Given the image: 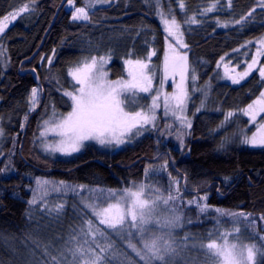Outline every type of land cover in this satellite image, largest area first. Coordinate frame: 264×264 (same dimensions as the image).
<instances>
[{
    "label": "trees",
    "instance_id": "trees-1",
    "mask_svg": "<svg viewBox=\"0 0 264 264\" xmlns=\"http://www.w3.org/2000/svg\"><path fill=\"white\" fill-rule=\"evenodd\" d=\"M62 1L0 0V19L19 13L2 33L6 53L0 52V264H67L53 257L55 247L61 246L60 231L32 204L33 179L123 189L144 181L148 173L152 183L164 184L168 192L171 181L177 182L183 200L174 204L190 219L181 234L204 237L211 226L214 230L221 224H239L240 240L253 242L259 252L256 264H264V147L242 144L243 134L248 136L254 127L241 115L261 94L264 82L257 72L236 85L217 75L223 59L242 68L260 51L254 44L264 36L260 0H183V8L180 0H161L159 7L154 0H109L89 9L88 21H73L66 1L54 20ZM87 3L75 0L76 7ZM211 4L214 10L206 11ZM25 5L28 11H20ZM159 11L171 12L181 25L188 47L176 40L174 46L188 53L196 79L187 109L192 125L188 132L180 128L184 140L176 139L170 123L159 119L140 139L119 150L89 143L71 157L42 153L40 122L51 111L59 117L72 109L64 91L76 89L69 71L80 61L107 56L110 76L120 79L126 75V60H148L154 50L152 66L161 67L168 41L175 37L165 30ZM192 17L198 23L190 22ZM39 48L35 58L21 65ZM35 86L41 96L31 110L28 98ZM198 196H206L203 207L200 198L194 203ZM65 216L67 225L68 213ZM122 252L125 264H146L129 250ZM179 253L155 264L208 262L193 249ZM107 259V264H124Z\"/></svg>",
    "mask_w": 264,
    "mask_h": 264
},
{
    "label": "rangeland",
    "instance_id": "rangeland-1",
    "mask_svg": "<svg viewBox=\"0 0 264 264\" xmlns=\"http://www.w3.org/2000/svg\"><path fill=\"white\" fill-rule=\"evenodd\" d=\"M99 4H102L100 0H88V3L86 5V10L89 12V9L93 8L94 6H97ZM69 9H71L72 13L74 11L73 6L69 5L67 6ZM19 14V13H18ZM17 14V15H18ZM16 15V16H17ZM4 18V17H3ZM3 18L0 19V21H3ZM12 21L10 15L9 19L7 21H4L6 25L10 24ZM164 25V23H163ZM165 26V25H164ZM175 38H172L170 41H168L167 44V52L165 55L171 56V51L169 49V44L175 45ZM256 45L255 50H260L259 52H256V55L253 59L256 60V63L253 65V68L251 71L248 72V75L244 76L243 78H240V74L244 73L245 71H248V64H251L253 59L246 62L245 66L240 68L239 65L232 63L233 61L228 59H223L219 63V69H218V78L221 81H226L228 83H231L233 85L239 84L242 81H244L247 77H249L252 73L257 72L260 75L259 69L264 67V63L261 62V59L264 56V36H262L260 39L256 40L254 42ZM246 49V48H245ZM181 53H186L188 58V53L184 50H179ZM0 52L2 55L6 53L4 41L2 39V33H0ZM259 53V55H258ZM106 58V63L104 64V71L107 73L106 79L108 81H130L131 77L128 74L129 65L125 61V68H126V75L125 77H122L120 79H113L110 76L108 64H109V58L107 56H103ZM165 57V56H164ZM97 61L99 62L100 57H96ZM91 58L84 59L80 61L78 64H76L74 67L81 65L82 62L86 60H90ZM132 60V59H131ZM146 63H148V69L147 74L151 76L152 84H151V90L149 92H141L138 89H132L124 91L121 95V99L124 101V108L125 111H148L149 106L152 104V98L153 96L159 92L160 93V100L157 101L159 104V107L155 109V121L154 125L157 123L159 119H164L166 122H169L171 127H173V133L174 137L178 139L177 137L180 136L183 140L185 138L184 130L188 132L190 128H187L186 126L181 124V121L177 119L176 116H173L171 111H169L168 115H165V109L163 105L164 96L166 94L170 95L177 91V84L180 83L181 77L179 73H176L175 76H173L171 73H165L164 71V58L161 64V67L157 70L152 66V63L150 60H144ZM188 72L186 73V78L184 81V87L187 89L188 92V99L186 102V110L184 112V116L187 117L188 120L191 121L192 125V118L188 115L187 109L189 100L191 97V83H195L196 79H192L193 76H191L190 73V66H189V58H188ZM73 67V68H74ZM72 69V68H71ZM70 69V70H71ZM70 72V71H69ZM71 79L75 82L73 77L69 74ZM261 76V75H260ZM262 80L264 82V77H262ZM234 80H238V83H234ZM77 84V83H76ZM80 85L77 84V88H79ZM35 88L38 89V103L35 107H33L30 104L31 110H34L38 107L40 96H41V90L39 86H35ZM75 90H65V92H74ZM261 93H264V88ZM31 94V92H30ZM67 96V95H65ZM71 102L73 107V101L71 97L67 96ZM143 97V100L140 101V99ZM261 98V94L254 99L250 105H253V110L256 114L255 121L252 120L251 115L245 114V111L242 112L241 115L247 118L248 124L250 126L254 127V130L247 136L252 137L254 134H256L258 137L262 134H264V130L260 128L262 124H264V111H260V105L256 104L255 102ZM249 106V105H248ZM248 106L244 109L246 110ZM72 109L68 112L70 113ZM60 115L59 117L54 116V112L51 111L48 118L40 122V131L38 133V147L40 151L46 155L53 156V157H71L83 150L85 145L89 143L96 144L101 147L108 148L110 150H119L123 148L125 145L135 142L136 140L140 139L143 134H145L146 130L150 127H153V124H147L143 126V131L140 134H136V129H133L131 132L125 134V143L120 145H101L96 140H85L82 142V146L80 147V150L77 152H72L71 154H64L61 152H55L50 149H46L45 145H52L55 146L60 143L62 137L59 134V129L56 128V124L59 123V121L66 117L67 114ZM230 120V119H229ZM48 122L47 124L45 122ZM183 128V129H180ZM246 131V130H245ZM244 131V132H245ZM245 134H243V140L245 138ZM24 138V135H23ZM178 139V140H182ZM242 144L248 147L252 148H263L264 146H251L248 144L243 143ZM23 143V142H22ZM21 143V146H22ZM168 176V175H167ZM170 176V174H169ZM168 176V177H169ZM171 177V176H170ZM33 187L31 188L32 191V201L35 200L34 207L36 208V211L39 215H42L46 222H50L51 224H54L57 229L60 231V241L61 246L55 247L56 252L53 255L54 258H56L57 261H65L67 264H73L72 256L69 252V249H73L77 244L83 245L86 256L85 259L91 258V253H87V249L89 247L93 248L95 250L96 254L102 255L105 257L104 264L108 263L107 256L114 260H117L119 262H123L124 253L123 250H129L131 254L138 257L139 260L145 262L146 264H155L157 262L163 261L158 260L154 256L151 255V253H148L143 245L146 242H150L152 238L155 236H161L164 238L165 241H168L172 244V247L174 251L167 253L164 255L165 258H169L172 254H180L179 252L185 251L188 249H193L197 251L202 257V262L208 261L206 264L213 263L217 261L216 264H223L220 257L215 256L214 254L210 253L209 250L206 248V245L211 242L215 241L217 245L222 244L223 237L225 233H230V235L227 237L229 244L235 243L239 248H242L246 245H254L253 242H248L245 240H240L239 235H241V232L243 231V228L239 224H221L218 227H216L213 230V226H211L210 230L207 231L208 234L204 237L202 236H194L191 235L189 232L180 233L184 227L189 225L190 219H186L184 214L179 211V209L175 206V204L182 202L183 198L181 195V191L179 189V186L177 182L171 181L172 185H170L169 188L170 191L168 192V189H165L162 186H158L151 182V173H148L147 178L142 182L133 183L132 185L128 186L127 188L123 189H105L101 187H81L80 186H71L69 184H66L63 182H56L50 179L46 178H35ZM37 180L40 181H48L47 184H37ZM143 184L145 186L144 193L142 195V199H148L150 202L152 200L159 199V195H163L164 197L172 196L174 199L169 202L168 205H163L159 202H157L155 211L153 213V222L149 225L145 226V232L141 234L138 232V230L134 227H131L128 223V219L125 221V225H117L116 228H109L107 224H102L100 221L102 219H106L108 217L106 216H98L96 215V212H100L104 208H108L109 205H115L118 201H120L119 194L124 192L125 190H132L137 191L138 187ZM109 193L116 194L115 199H113ZM206 196H198L195 197L194 203H198V198L201 201L202 207L205 205V198ZM175 203V204H174ZM57 205H63L62 209L59 211H56ZM88 205H93L95 208V211L93 210V207H88ZM120 208H125L126 204L123 202L120 203ZM217 211L224 215V212L221 210ZM68 213V222L67 225L65 224L66 216L65 214ZM115 213V209H113V213H110L109 216ZM173 216H179L180 220L176 222L175 225H165L164 221L166 218H170ZM246 217V215H245ZM248 217V216H247ZM264 221V217H262ZM91 222V229L92 232L96 234V239L93 240L92 235L85 236L83 233L87 231L88 229V222ZM155 221H159V223H156ZM235 229H239L238 232L235 231ZM100 233H103V237L100 236ZM74 237L76 239H74ZM207 239V240H206ZM87 240V243H84V241ZM162 243V241H161ZM97 244H99V247H97ZM130 245L135 246V250L133 247H130ZM122 247V249L120 248ZM100 248H106V251L101 253ZM43 249L46 251V253L49 254V257L51 255L50 250L43 245ZM257 250V248L255 247ZM140 252V255H137V251ZM172 257V256H171ZM259 252L256 251V254L254 256V259L252 262H249V264H256L258 262ZM127 260V257L125 256V261ZM75 264H82L81 259L78 257L75 261ZM125 264V263H124Z\"/></svg>",
    "mask_w": 264,
    "mask_h": 264
},
{
    "label": "snow or ice",
    "instance_id": "snow-or-ice-1",
    "mask_svg": "<svg viewBox=\"0 0 264 264\" xmlns=\"http://www.w3.org/2000/svg\"><path fill=\"white\" fill-rule=\"evenodd\" d=\"M35 0H32L34 3ZM102 3H107L109 0H100ZM159 7L161 0H154ZM67 3L73 6V13L71 19L73 21H88L90 19L89 13L86 7H76L75 0H67ZM231 3V0H228ZM262 6H264V0H260ZM179 6L184 7L183 0H180ZM215 8V4H211L206 11H212ZM20 11H28V5H25ZM254 11V9H253ZM18 13L9 14L11 19H15ZM163 20L165 30L169 36L175 37L178 44L187 48L188 45L182 41L183 33L181 32V25L176 21L174 15L169 12L167 15L163 11L158 13ZM251 15V13H249ZM171 16V19L168 17ZM9 16H5L3 21H0V33H3L6 28V23ZM192 23H198L195 17L191 18ZM240 23V21H236ZM227 26V25H225ZM171 56L165 55L164 57V71L165 73H171L175 76L176 73L180 74L181 81L177 84V91L173 94H166L164 96L163 105L165 109V115H168L171 111L173 116L181 121V124L187 128H191V121L184 116L186 110V102L188 99L187 89L184 87V81L186 73L188 72V58L186 53H181L173 44H169ZM153 50L147 57L151 59L152 55H155ZM259 55V53H258ZM223 59V58H222ZM51 63V60L48 61ZM105 57H100L99 62L96 57H92L90 60H86L81 65L72 68L69 74L73 77L75 82L80 85L74 92H65V95L71 97L73 101L72 111L63 117L59 123L55 126L59 129V134L62 139L59 144L45 145L46 149H50L55 152H61L64 154H71L77 152L82 146V142L85 140H96L101 145H120L125 143V134L136 129V134H140L143 131V126L147 124H153L156 119L155 109L159 107L157 101L160 100V93L157 92L152 98V104L149 106L148 111H125L123 106L124 101L121 99V95L124 91L138 89L141 92H149L151 90L152 79L147 74L148 63L144 60H127L129 65L128 74L131 77L130 81H108L106 79L107 73L104 71V64L106 63ZM256 60L253 59L251 64H248V71L240 74V78L248 75V72L252 70ZM260 75L264 77V67L259 69ZM195 79V76L192 77ZM234 83H238V80H234ZM29 103L35 107L38 103V89L32 88L29 96ZM256 104H259L260 111H264V93H261V98L258 99ZM245 111V114H249L252 120L255 121L256 114L253 110V105H249ZM233 113L229 112L228 116H232ZM27 117H25V120ZM48 123L47 121L45 122ZM264 130V124L260 126ZM3 136V129L0 128V137ZM178 139H182L180 136ZM243 143L251 146H264V134L259 137L254 134L252 137H245ZM48 181L37 180V184H47ZM63 184V182H61ZM83 187V186H81ZM145 186L141 184L137 191L130 189L120 193V201L115 205H109L108 208L102 209L100 212H96L98 216H106L108 218L102 219L100 223L107 224L109 228H116L117 225H125L126 219L131 227H134L143 234L145 232V226L153 222V213L157 202L168 205L174 198L172 196L164 197L159 195V199L152 200L142 199ZM109 195L115 199L116 194L109 193ZM206 199V197L204 198ZM35 203V200L32 201ZM126 204L125 208H120V203ZM63 205H57L56 211L62 209ZM93 207V205H88ZM115 213L109 216L110 213ZM203 210V209H202ZM180 220L179 216H173L166 218L165 225H175ZM159 223V221H155ZM236 232L239 229H235ZM85 236L92 235L93 240L96 239V234L92 232L91 222H88V229L83 233ZM230 233H225L223 242L217 245L215 241H211L206 245V248L210 253L221 258L223 264H249L254 259L256 254L255 245H246L238 249L237 244H229L228 236ZM103 237V233H100ZM74 239H76L74 237ZM162 241V243H161ZM87 243V240L84 241ZM99 247V244H97ZM135 250L134 245H130ZM144 249L151 253L158 260H163L164 255L174 251L172 244L165 241L161 236H155L150 242H146L143 245ZM106 248H100V252L103 253ZM137 255H140L138 250ZM69 252L73 259V264L79 257L82 264H104L105 257L96 254L95 250L91 247L87 249V253H91L90 259H85L86 252L83 245L77 244L73 249H69ZM264 255V252L261 253Z\"/></svg>",
    "mask_w": 264,
    "mask_h": 264
},
{
    "label": "water",
    "instance_id": "water-1",
    "mask_svg": "<svg viewBox=\"0 0 264 264\" xmlns=\"http://www.w3.org/2000/svg\"><path fill=\"white\" fill-rule=\"evenodd\" d=\"M66 1L67 0H63L62 3L60 4V6L58 7V9L56 11V15H55L54 20L56 19L58 13L60 12L61 8L64 6V4L66 3ZM39 50H40V48L31 56L30 59L22 61L21 62V65H24L26 62H28V61L32 60L33 58H35V56L38 54ZM30 72L33 74V77H34L36 83L37 84H40V78H39V75H38L36 69L30 70Z\"/></svg>",
    "mask_w": 264,
    "mask_h": 264
}]
</instances>
